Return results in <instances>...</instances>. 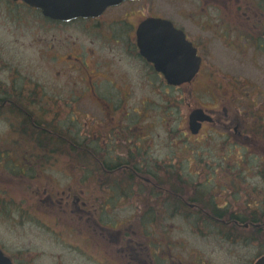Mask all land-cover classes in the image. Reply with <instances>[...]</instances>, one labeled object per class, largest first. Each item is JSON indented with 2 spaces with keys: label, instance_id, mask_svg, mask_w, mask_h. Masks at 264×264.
Instances as JSON below:
<instances>
[{
  "label": "flooded vegetation",
  "instance_id": "obj_1",
  "mask_svg": "<svg viewBox=\"0 0 264 264\" xmlns=\"http://www.w3.org/2000/svg\"><path fill=\"white\" fill-rule=\"evenodd\" d=\"M0 23L14 34V44H0V264L45 259L17 233L23 203L29 209L37 202L46 216H70L48 227L56 233L63 226L69 239L80 240L77 249L86 264H206L198 254L184 260L177 255L179 243L162 236L171 212L187 214L201 236L223 240L229 264H256L264 257V183L244 184V174L232 171L241 164L229 151L219 158L228 170L194 173L209 187L166 173L165 159L149 152L150 130L134 121L135 114L147 119L141 110L152 95L164 99L205 84L219 102L208 106L195 97L198 106L191 110L202 109L206 118L191 136L210 149L215 135L229 148L255 147L261 127L251 124L254 113L236 110L243 98L261 94L260 86L248 91L247 78L219 76L213 69L264 68V0H124L69 20L46 17L25 0H0ZM141 27L146 55L139 45ZM27 34L28 43H21ZM195 58L197 71L178 85L155 66L183 67ZM38 59L62 82L46 87L24 68ZM135 99L142 101L140 110L131 104ZM92 106L95 114L89 116ZM11 146L24 148L23 154L12 156ZM56 148L62 155H55ZM248 156L264 164L260 154ZM57 162L69 172H53ZM86 163L97 164L98 171L69 166ZM55 175L67 183L57 186ZM253 177L264 181V166ZM7 180L24 189L7 188ZM126 208L128 215H112ZM28 209L33 219L37 211ZM154 225L159 239L149 236Z\"/></svg>",
  "mask_w": 264,
  "mask_h": 264
},
{
  "label": "rangeland",
  "instance_id": "obj_2",
  "mask_svg": "<svg viewBox=\"0 0 264 264\" xmlns=\"http://www.w3.org/2000/svg\"><path fill=\"white\" fill-rule=\"evenodd\" d=\"M13 35L14 34L8 32L6 29L4 30L3 26L0 23V44H14L12 42V40L14 39ZM29 39L30 35L27 34V36L22 37V39L20 40L21 43L26 44L28 43ZM24 68L29 72H35L37 74L39 82L45 84L46 87H49L51 85V81L53 84L55 82H62V79L58 81L55 70L49 68L48 62H46V60L38 59L35 65H29ZM213 70L219 76L226 74L227 76L230 75L233 77H238L240 79L247 78V80L250 82V84L247 85L248 91L255 88L256 86H260L261 94H252L249 97L243 98V100L238 102V106L237 103H235L238 109L236 110V113L243 109H250L254 113V117H249V119L252 121L251 124L254 128L259 126L261 127V138L260 140L256 138L257 144L255 145V147L252 146L251 149L247 151H244L241 148H229L223 144L222 138L215 135V137L212 139L214 143L210 144L213 149H210L207 147L208 145L198 144L196 142L197 138L191 136V134L187 130V116L191 109L195 106H198V103L200 102L205 103L208 106L214 105V103L218 105L219 102L212 101V96L210 97V91L208 90L207 85L205 87V84H194L191 86H186L181 95L179 94V92L177 93L173 91L171 92V95H168L164 99H159L158 97L153 95L151 97L150 95L151 99H149L145 103L146 106H144L141 110V113L144 114V116H149L147 117V119H143L140 114H135V125L141 124L142 126L150 130L151 134L149 138V145L151 146V148L149 152L153 157L165 159L163 166L165 167L166 173L184 174V177L190 183H206L205 180H202L203 176L198 177L194 173H196L197 170L200 173L213 172V168L214 172H221L225 167L223 166V164H220L222 163V161L219 158L225 156L227 151H229L231 153V158L236 157L234 161H239V163L241 164L239 166L235 165L232 171L239 174L243 173V183L248 185L249 188L260 186V184L262 182L264 183V181L260 180L258 177L254 178L253 175L254 173L258 174V169L261 166L263 167L264 164L260 162L259 158L254 159L248 155L254 152L264 157V68H217ZM23 72H25L24 69ZM54 76L55 78L53 79ZM195 97L200 101L195 100ZM214 99H216L215 96ZM140 102L142 103V101ZM140 102L135 99L131 102V104L134 103L133 105L135 106V108L140 110ZM90 108L92 109V112H89L88 115L94 116V107L92 106ZM2 134L3 127L0 123L1 142L4 141ZM11 149H13L12 146ZM22 150H24V148L19 147L13 149L12 156L17 158L19 155L23 154ZM15 152H17L16 155H14ZM243 152L245 156L243 155ZM56 153L57 152H55V155ZM197 158L200 161H198ZM207 161L210 163V165L205 166L204 164H206L205 162ZM234 161L231 162L233 165L235 164L233 163ZM15 163L17 162L15 161ZM10 167H12V165H5L4 169ZM63 168L65 170H63ZM67 168L68 166L61 165L60 162H57L54 166L55 170L53 172H69ZM76 171L79 170L77 169ZM50 172L52 171L50 170ZM53 178L55 179L54 183H56L57 186H64L67 183V180L62 176L57 177L55 175ZM6 182L8 183L7 188L24 189V187L21 186L20 183L16 180H7ZM24 182L28 183L29 181ZM42 182H40V184ZM210 182H214V178H212ZM246 185L244 186L246 187ZM205 187H209V184L206 183ZM25 190V194L29 192L28 187H26ZM249 190L250 189H247V193L249 192ZM190 191L191 188L188 189V193ZM8 199L10 198L8 197ZM40 205L41 204L37 202L35 204V208L29 207L28 209L27 203H23V208H25L23 214V225L21 230L17 231V233L19 234L18 236L29 242L31 246L35 247L34 251L38 253V249L40 252L46 253L45 259L43 257H40V260L36 261L35 264H51L53 261L72 262V264H86L83 255L77 249L78 247L80 248V240H78L77 238L69 239L68 237L70 235L66 232L65 229H63V226H56V233L50 232V229L48 227L52 226L50 224V221L70 220V216L67 213H59V218H57L56 216L54 218H52L51 216H46L45 214L41 213L42 209ZM38 208L39 211L37 210ZM26 209H28L29 212L32 211V209L34 211H37L33 215V219L28 214V212L25 211ZM34 211L32 212L34 213ZM57 212L58 211L55 210L54 214H56ZM128 212L129 208H126L124 210H119L112 215L123 217L128 215ZM167 215V222L162 229V236L165 235L166 237H170L171 241L176 240L179 243V247H177V255L181 256L185 260L192 258L194 254H198V257L196 258L199 259V261L203 259L204 263L206 264H229L231 262L230 258L224 252L226 244L225 242H223V240L217 237L213 238L212 236L207 237L208 235L203 237L200 235L199 230L195 232L193 230L194 227L191 226L189 221H186L188 217H186L187 214L185 213H182L183 217L180 214H176L174 212L168 213ZM149 231V236L151 238L159 239V225H154V227ZM52 240L55 241L54 244H52ZM31 242H34L35 244H32ZM36 243L38 244L36 245ZM74 249L76 251H73Z\"/></svg>",
  "mask_w": 264,
  "mask_h": 264
},
{
  "label": "water",
  "instance_id": "obj_3",
  "mask_svg": "<svg viewBox=\"0 0 264 264\" xmlns=\"http://www.w3.org/2000/svg\"><path fill=\"white\" fill-rule=\"evenodd\" d=\"M31 6L41 10L46 17L59 20H69L76 17L93 16L100 13L106 6L114 5L124 0H25ZM139 45L141 54L144 53V42L142 27L138 30ZM156 69L165 73L168 81L176 80V83L189 81L198 67V59L195 62H183V67L176 66H159L158 62L155 64ZM206 116L202 110L194 109L189 114V129L192 133L198 131L199 124L196 121L204 120ZM256 264H264V257L259 259Z\"/></svg>",
  "mask_w": 264,
  "mask_h": 264
},
{
  "label": "trees",
  "instance_id": "obj_4",
  "mask_svg": "<svg viewBox=\"0 0 264 264\" xmlns=\"http://www.w3.org/2000/svg\"><path fill=\"white\" fill-rule=\"evenodd\" d=\"M55 151L57 152V154L62 155L60 152H63V149H55ZM71 167L72 171H76L77 169L80 171L82 169V167L85 168L87 173H95L98 171V165L95 163H86L84 165H74V164H70L69 165ZM77 172V171H76Z\"/></svg>",
  "mask_w": 264,
  "mask_h": 264
}]
</instances>
